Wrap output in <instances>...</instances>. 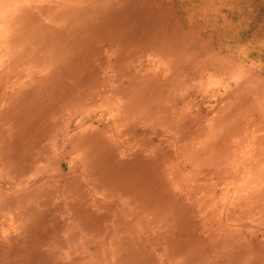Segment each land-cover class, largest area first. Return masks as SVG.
Returning a JSON list of instances; mask_svg holds the SVG:
<instances>
[{"label": "rangeland", "instance_id": "374dc122", "mask_svg": "<svg viewBox=\"0 0 264 264\" xmlns=\"http://www.w3.org/2000/svg\"><path fill=\"white\" fill-rule=\"evenodd\" d=\"M119 1L0 0V264H264V0Z\"/></svg>", "mask_w": 264, "mask_h": 264}, {"label": "bare ground", "instance_id": "6f19581e", "mask_svg": "<svg viewBox=\"0 0 264 264\" xmlns=\"http://www.w3.org/2000/svg\"><path fill=\"white\" fill-rule=\"evenodd\" d=\"M114 8L119 10H117L118 14L114 16L113 29L122 32L118 33V36L124 35L127 42L125 46H128L127 49L129 50H132L133 46H136L137 49L145 50L149 46L159 43V32L161 30L171 34L173 40L175 32H182L185 37L183 42L181 41L182 48L189 45L188 40L190 38L188 37L189 32L186 30L187 26L180 22L176 16L173 17L172 21V17L165 18L164 11H166V6L164 2L158 0H121L116 3ZM6 259L9 260L10 258Z\"/></svg>", "mask_w": 264, "mask_h": 264}]
</instances>
